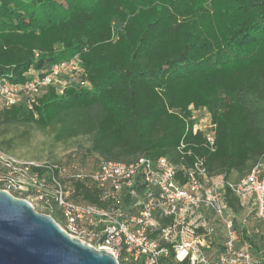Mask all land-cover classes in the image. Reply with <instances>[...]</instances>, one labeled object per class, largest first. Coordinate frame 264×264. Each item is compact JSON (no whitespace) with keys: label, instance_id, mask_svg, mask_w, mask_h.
<instances>
[{"label":"trees","instance_id":"obj_1","mask_svg":"<svg viewBox=\"0 0 264 264\" xmlns=\"http://www.w3.org/2000/svg\"><path fill=\"white\" fill-rule=\"evenodd\" d=\"M75 55L83 74L63 95L0 110V124L80 115L90 144L71 154L84 164L178 163L184 144L226 180L264 158V0H0V78L24 83ZM190 107L209 113L214 152L192 133ZM80 189L73 202L98 204Z\"/></svg>","mask_w":264,"mask_h":264},{"label":"built area","instance_id":"obj_2","mask_svg":"<svg viewBox=\"0 0 264 264\" xmlns=\"http://www.w3.org/2000/svg\"><path fill=\"white\" fill-rule=\"evenodd\" d=\"M82 74L75 55L30 70L24 83L0 78V110L24 105L33 112L50 89L61 96ZM189 110L192 133H201L203 146L214 152L209 113ZM192 110L202 112L198 126ZM185 148H177L178 163L140 157L129 164H84L71 153L56 162H25L0 151V191L26 201L71 239L105 251L117 264H261L256 237L264 224V158L245 176L224 180L209 176L205 159ZM78 187L98 204L73 202L82 198Z\"/></svg>","mask_w":264,"mask_h":264},{"label":"water","instance_id":"obj_3","mask_svg":"<svg viewBox=\"0 0 264 264\" xmlns=\"http://www.w3.org/2000/svg\"><path fill=\"white\" fill-rule=\"evenodd\" d=\"M0 264H117L105 251L71 239L48 216L0 191Z\"/></svg>","mask_w":264,"mask_h":264},{"label":"rangeland","instance_id":"obj_4","mask_svg":"<svg viewBox=\"0 0 264 264\" xmlns=\"http://www.w3.org/2000/svg\"><path fill=\"white\" fill-rule=\"evenodd\" d=\"M65 5L63 2H59ZM202 114V112H201ZM200 113L192 110L194 123L198 126ZM78 115L73 120L55 121L47 127L36 125L0 124V151L7 152L18 160L55 161L62 155L76 151H85L90 144V136L77 126ZM251 226V225H249ZM258 252L264 258V224L258 225Z\"/></svg>","mask_w":264,"mask_h":264},{"label":"crops","instance_id":"obj_5","mask_svg":"<svg viewBox=\"0 0 264 264\" xmlns=\"http://www.w3.org/2000/svg\"><path fill=\"white\" fill-rule=\"evenodd\" d=\"M236 174L235 173H231L230 175H229V179H231V180H233L234 178H236Z\"/></svg>","mask_w":264,"mask_h":264}]
</instances>
